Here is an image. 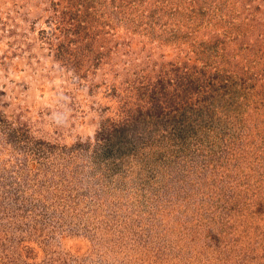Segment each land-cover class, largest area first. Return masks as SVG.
<instances>
[{
	"label": "rangeland",
	"instance_id": "obj_1",
	"mask_svg": "<svg viewBox=\"0 0 264 264\" xmlns=\"http://www.w3.org/2000/svg\"><path fill=\"white\" fill-rule=\"evenodd\" d=\"M0 264H264V0H0Z\"/></svg>",
	"mask_w": 264,
	"mask_h": 264
}]
</instances>
